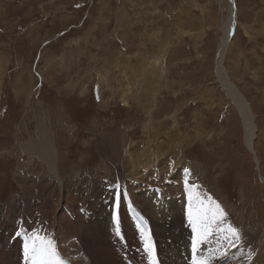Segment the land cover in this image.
Segmentation results:
<instances>
[{
    "label": "rangeland",
    "instance_id": "1",
    "mask_svg": "<svg viewBox=\"0 0 264 264\" xmlns=\"http://www.w3.org/2000/svg\"><path fill=\"white\" fill-rule=\"evenodd\" d=\"M232 3L224 69L254 113L252 148L217 78ZM44 144L56 174L38 157ZM158 194L197 216L217 200L237 222L247 209L231 264H264V0H0V257L11 252L3 234L19 240L26 228L54 240L66 264H93L86 249L98 264H147L150 249L119 234L146 207L163 224L160 260H206L189 251L198 228H179L187 212L162 215ZM215 240L207 258L220 260ZM174 248L190 256L175 260Z\"/></svg>",
    "mask_w": 264,
    "mask_h": 264
},
{
    "label": "bare ground",
    "instance_id": "2",
    "mask_svg": "<svg viewBox=\"0 0 264 264\" xmlns=\"http://www.w3.org/2000/svg\"><path fill=\"white\" fill-rule=\"evenodd\" d=\"M230 8L232 10V12L230 13L231 17L229 16V21L224 26V37L222 40V44L219 48V53H218V57H217V61H216L217 62V78L219 79L221 84L224 86L223 89L228 94L229 98L232 100L234 105L236 106L238 113L240 115V118L242 120L244 131H245L246 143L248 144V146L250 148H252L254 146L253 145L254 141L257 139V134H256L257 131H256L254 113L252 112L251 107H250L249 103L247 102V100L244 98V96L239 92V90L235 86H233L230 83V81L226 75V71L224 69L225 57H226L227 50H228V46L226 45V41L229 42L232 39L233 33H229V32L236 26V24L238 22V14H237L238 10L234 9L233 3H232V6H230ZM235 39H234V41H235ZM230 43H231V41H230ZM230 43H229V45H230ZM149 100H150V98H149ZM148 108H149V106L147 107V109ZM147 111L149 112V110H147ZM185 146H188V144L185 143ZM39 150H40V154L38 156L39 159H41L43 164H45L47 167H49L51 169L52 173L56 174L57 173V167H56V161L57 160L55 157L56 152H55L54 147H52L51 144L50 145L44 144L40 147ZM160 155L163 157H158V158H160L161 162H163V163L169 162L170 158L173 159V156L171 155L170 151L163 153V150H162V151H160ZM172 162L173 161H171V163ZM163 163H162V165H163ZM196 171L199 173V168H196ZM141 173H144L143 167H140L139 169H136L134 171V173H133L134 177L131 176V181L137 182L138 179L135 180V178L140 177ZM201 176H202V173H201ZM166 180H167V178H166ZM138 182H140V181H138ZM164 189H166V187ZM163 196L164 195L158 194V197H161L160 198L159 211L162 212V215L168 216V218H169L170 215L175 213V210L182 209V212H187V213L185 214V218H183V216L181 215V219L178 222L179 228L180 229H189V228H192L194 225L198 228V231H196V230L194 231L195 233H197L196 237L191 236L192 234L187 236V238L189 240L188 242H189L190 254H191L192 250H195V254L192 255L193 258L199 260L201 253H202L201 249H203V250L206 249V253H205L206 260L205 259L203 260V258L201 260V261H203V264H217L221 259H224L226 257L227 258L225 259V261L222 264H231L232 262H235V260H238L237 256H236L237 255V251H236L237 241L235 242V237H231V242H228L225 239V237L230 236V233H228V231H227L229 225L238 229V232H239L240 227H237V225H239V226L241 225V227H242L244 223H247V221L251 220V217H249L250 214H249L247 209H245V208L241 209V211L239 213L242 216V218H237L238 222L236 219H232V216L230 215L231 213L230 214L225 213L223 221H214V215H216L218 212V210L216 208V205L217 204L219 205L218 200L214 201L215 203H212V204H210V202L203 203L201 208L204 209L205 213L202 216H197L195 214V209L184 204V202L179 203L176 201L174 203V201H173V202H169V204L166 202L162 203ZM210 200H212V199H210ZM221 200H222V202H225V200H223L222 198H221ZM226 202H227V200H226ZM226 202L222 203L223 206L227 210H229L230 212H235V210H233L235 208H233V205H231L232 202L230 204L226 203ZM233 203H235V202H233ZM192 205H193V201H192ZM236 205H234V206H236ZM132 208H133V206H132ZM133 209H131V210L136 212V214L131 213L133 215V219H130V220L132 222H134V226L136 227V229L127 230L124 232L121 229L120 230L121 233H119L120 236H122L123 238L125 237L123 235H127L128 237H132V234L134 233V235H135L134 237H135L136 241L138 243H140L141 247H145V248L148 247L150 249L149 253L146 251L147 254H145V256H142L143 260L147 264H173L172 261H170V260H160L159 254L162 251H164V252L167 251V247L164 244V240H162V239H164V237H162V239H161V236L159 238H157V234L159 235L162 232L163 224L159 223V221L156 218L155 219L158 223L154 219L153 220L150 219L148 214L145 212L146 207L141 208V210L137 209V208H133ZM246 215H248V218H247V221L245 222V220H246L245 217H247ZM234 220L236 221L235 225L233 224ZM23 228H25V227H23ZM25 229L23 230L22 234L19 233V240H16V239L12 240L11 239L12 234L11 235L3 234L5 237H7V239L4 240V244H6L7 245L6 247L11 250V252L9 254H6L4 251V247L1 246V249L4 251V253L1 255L4 257V259L2 257H0V259L4 262L3 264H10L9 261H11L14 264H52L51 258L45 256L41 252L42 247L35 242L34 238H32L30 235L27 234V231ZM193 229H196V228L194 227ZM6 230L7 231L9 230L8 226L6 227ZM89 230H90V226L85 228L84 236L89 233ZM202 231H205L206 233L211 232V235H205L204 236ZM8 232L12 233V231H10V230ZM75 235H77V234H75ZM212 236H215L217 238V240H215L214 244H215V246H219V247H216V249L220 250L219 252L226 251V253H227V255L220 258V260H219V256L216 255L218 253V251H216V252L214 251L215 253H212L209 256V258H207V255H209L210 252H207L206 247H208V244L210 243V241L215 238ZM191 241L193 242V244ZM21 250H23L24 253H21L20 252ZM86 250H87L88 254L90 255V257L93 259L92 260L93 264H98L99 262H101L102 259L98 253L93 252L89 249H86ZM172 256L175 258V260H180L183 257L190 256V255H189V253H188V255L185 254L179 248H174L172 250ZM59 257L65 262V260L60 256V254H59ZM7 259H8V261H7ZM140 261H141V257L137 263L140 264ZM201 261H199L197 263L201 264ZM238 262L239 261H236V263H238ZM65 264H66V262H65ZM119 264H125V261H119ZM182 264H185V263H182Z\"/></svg>",
    "mask_w": 264,
    "mask_h": 264
},
{
    "label": "snow or ice",
    "instance_id": "3",
    "mask_svg": "<svg viewBox=\"0 0 264 264\" xmlns=\"http://www.w3.org/2000/svg\"><path fill=\"white\" fill-rule=\"evenodd\" d=\"M216 208L218 212L216 215H214V221H223V218L225 216L223 209L220 208L218 204L216 205ZM227 231L228 233H230V236L225 237L228 242H231V237L238 238V229H236L235 227L229 225ZM206 235H211V232L206 233ZM35 239L41 241L43 245L41 251L45 256L51 258L52 264H65V262L59 257L54 240L41 238L38 235L35 237ZM220 254L222 256L227 255L226 251H221ZM201 264H203V261H201Z\"/></svg>",
    "mask_w": 264,
    "mask_h": 264
}]
</instances>
